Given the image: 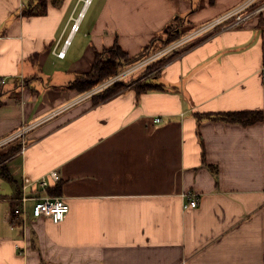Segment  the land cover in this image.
Returning a JSON list of instances; mask_svg holds the SVG:
<instances>
[{"label":"crops","instance_id":"0c3cea01","mask_svg":"<svg viewBox=\"0 0 264 264\" xmlns=\"http://www.w3.org/2000/svg\"><path fill=\"white\" fill-rule=\"evenodd\" d=\"M85 1L48 0L44 16L25 18L31 0H0V151L21 147L4 163L13 181L0 171V264H264V122L206 119L264 115V13L211 29L249 0ZM176 19V50L133 66L173 56L151 80L162 91L128 87L94 105L95 91L67 88L96 53L139 57ZM51 172L61 181L29 195L65 199L64 223L13 222L22 178Z\"/></svg>","mask_w":264,"mask_h":264},{"label":"trees","instance_id":"16d2710c","mask_svg":"<svg viewBox=\"0 0 264 264\" xmlns=\"http://www.w3.org/2000/svg\"><path fill=\"white\" fill-rule=\"evenodd\" d=\"M48 0H31L27 8L24 9L23 17H38L44 16L48 11ZM182 21L176 19L174 24L167 27L165 33L161 38L154 40L150 45L147 46V49L139 57H130L123 49L119 46H115L112 49L103 51L102 54L96 53L94 66L92 70L85 75L76 77L75 81L67 86L68 89L77 90L81 95H88L97 87L103 86L105 83L115 79L118 75L124 73L125 71L133 68L140 60H145L148 57L161 52V50L171 47L178 40H180L183 35L180 28L182 26ZM176 55V54H175ZM174 55V56H175ZM173 59V56L170 59H164L159 62L153 63V65H147L143 72L138 74H133L126 79L120 80L118 83L108 87L100 95H95L93 98L94 105H99L105 103V101L113 98L118 95L122 90L128 88L131 78L133 79L135 75L140 77H145L151 71L157 70L162 65L169 62ZM139 95L147 94L151 91H162V87L159 85L153 84L151 81L144 82L134 88ZM213 119L220 122L230 123V124H240L244 127H250L261 122H264V115L261 112H236L231 114H222L216 116H207L206 119ZM205 119V118H204ZM21 149L18 146L17 149L6 152L2 154L0 152V171L1 174L6 177L7 180L13 181V179L8 175L5 167V162L13 155L17 154ZM62 191V184H59L52 190V195H60Z\"/></svg>","mask_w":264,"mask_h":264},{"label":"built area","instance_id":"2783aa9c","mask_svg":"<svg viewBox=\"0 0 264 264\" xmlns=\"http://www.w3.org/2000/svg\"><path fill=\"white\" fill-rule=\"evenodd\" d=\"M259 0H249L246 4L242 5L241 7L234 9L233 12H230L226 14L225 16L220 17L218 20H216L212 25L211 29H217L219 27H222V29L227 30H234V28L246 26L249 23L255 21L259 16L264 13V4H262L259 8H250L255 3H257ZM90 0L85 1V5L89 4ZM254 7V6H253ZM80 29V20L77 19L75 23L73 24V27L71 29L70 34L73 36L74 33H77ZM72 36L69 37L64 44V47L59 54H57V57L65 58L66 57V48L71 45ZM179 42V41H178ZM176 42L171 47L161 50V52H158L152 56H156L157 58H161L165 54L176 50L175 46L178 43ZM56 53V52H55ZM150 56V57H152ZM148 57V58H150ZM155 62V61H154ZM153 63V62H151ZM151 63H148L150 65ZM135 68V67H134ZM129 69L125 71L124 73L118 75L117 78L105 83L103 86H101L100 91L96 90V92L100 93L104 91V89H107L108 87L114 85L115 83H118L120 80L126 79L129 76H131L135 69ZM260 77L262 86L264 87V67L260 71ZM5 84L6 80L2 79L1 84ZM91 91L90 93H92ZM94 95H97L96 93ZM89 95V94H88ZM58 116V112H55L52 114V117ZM156 123H161V119H156ZM23 135V132L22 134ZM7 143V142H6ZM4 144H0V148ZM24 149L22 150V152ZM24 153V152H23ZM22 186L20 189L19 197L12 202L11 207V215L10 218L13 222L22 220L25 224L27 221H29V218L31 220L35 219H49L54 224H61L64 223L66 218L68 217L70 213L69 204L65 199L62 198H54V197H41V196H30L31 192H34L37 190V188H41L43 190L49 189V187L52 185V182L59 183L60 176L57 172H51L48 174V176L43 177L41 179L31 181L26 177L22 178ZM32 189L31 192L29 190ZM32 203L33 206H28V204ZM183 206L186 210H195L199 207V198L198 196H194L191 194L185 195L183 198Z\"/></svg>","mask_w":264,"mask_h":264},{"label":"rangeland","instance_id":"374dc122","mask_svg":"<svg viewBox=\"0 0 264 264\" xmlns=\"http://www.w3.org/2000/svg\"><path fill=\"white\" fill-rule=\"evenodd\" d=\"M262 4H264V0H262V2L260 3V5H262ZM262 16V15H261ZM261 16H259V17H261ZM258 17V18H259ZM181 40V39H180ZM180 40H178V41H180ZM177 41V42H178ZM162 61V60H161ZM154 64H155V62H153ZM153 63H151V65H153ZM160 63V62H159ZM146 68V67H145ZM144 68V69H145ZM144 69H142L143 71H144ZM146 70V69H145ZM143 71H141V72H143ZM158 71V69L157 70H153V71H151L148 75H146L145 77H140L139 75H135L134 76V78L132 79L131 78V80H130V82H128L129 84L131 83V85L129 86V87H132V88H135L136 86H138V85H140V84H143L144 82H148V81H151L152 80V78L154 77V75H158L159 73L157 72ZM141 72H140V74H141ZM98 89H100V87H97V88H95L93 91H96V90H98ZM105 90V89H104ZM102 92H100L99 94H97V95H100ZM95 97V96H94ZM4 151H7V149L6 150H4ZM0 152H3V151H0ZM7 161V160H6ZM6 163V162H5ZM5 166H6V164H5Z\"/></svg>","mask_w":264,"mask_h":264}]
</instances>
